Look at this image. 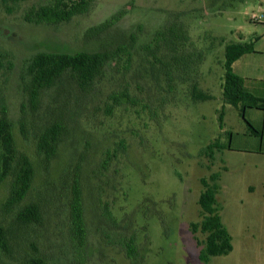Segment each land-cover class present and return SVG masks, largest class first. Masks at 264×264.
<instances>
[{
  "label": "rangeland",
  "instance_id": "obj_1",
  "mask_svg": "<svg viewBox=\"0 0 264 264\" xmlns=\"http://www.w3.org/2000/svg\"><path fill=\"white\" fill-rule=\"evenodd\" d=\"M90 1L85 14L48 24L31 12L51 0H0V118L10 121L16 149L34 169L29 192L8 203L14 171L2 172L0 148V228L8 250L0 252V264H80L69 246L66 212L77 166L87 232L82 264H132L108 243L125 224L143 264H203L198 254L205 236L198 232L202 244L196 245L189 225L201 221L200 180L211 185L212 174L218 175L216 201L232 251L208 264H264V153L242 150V142L252 143L242 137L247 125L221 98L224 48L238 42L239 33L258 30L252 19L264 22V0ZM122 9L126 15L111 28L87 33ZM168 28L188 36L173 51L158 35ZM120 45L127 56L107 67L104 80L88 94L64 79L42 92L33 109L27 65L35 54ZM197 53L195 70L186 71ZM193 87L210 99L194 100ZM123 92L126 97L114 105ZM254 115L259 118L252 112L245 119L254 121ZM58 116L65 119L67 135L45 168L35 139ZM221 129L233 133L230 145ZM29 204L41 206L40 225L17 221Z\"/></svg>",
  "mask_w": 264,
  "mask_h": 264
},
{
  "label": "trees",
  "instance_id": "obj_2",
  "mask_svg": "<svg viewBox=\"0 0 264 264\" xmlns=\"http://www.w3.org/2000/svg\"><path fill=\"white\" fill-rule=\"evenodd\" d=\"M26 1V0H12ZM52 3L40 7L37 12H31V15L38 22L48 24H59L68 22L77 15L88 12L91 7L90 0H51ZM126 15V10L122 9L109 17L106 21L98 26L88 30V34L94 32L103 33ZM28 21H33L29 18ZM181 27L183 25H180ZM158 35L164 41L168 39L172 51L188 39L184 30L168 28L167 32H159ZM131 43L136 40V35L130 36ZM252 44L248 43H231L224 48L223 62V83L221 85V97L224 104L230 105L238 110L242 115L249 131L258 133L251 124L245 119L244 111L246 108H258L264 110V100L259 99L248 93L243 85V79L235 75L231 70V64L245 53L252 52ZM127 48L122 45L114 49L101 50L96 52H76V53H54L39 52L35 54L27 65V74L29 83L27 86V98L31 106L38 107L41 93L44 91L57 88L62 80L67 79L80 94H88L93 87L100 84L106 75L107 67L117 64L122 56H127ZM197 53L191 59V65L186 67L187 70H195L196 60L200 58ZM177 60V59H176ZM194 100L210 99L202 93H196L193 87ZM123 92L121 97H114V105L120 104V99L126 97ZM107 112L110 113V110ZM221 120V114H219ZM21 134L23 127L21 126ZM67 135V125L62 116L56 117L48 125L44 126L37 134L35 139L36 154L41 163L46 168L49 163L56 157L60 144ZM219 148L218 145H214ZM0 148L1 168L6 173L10 168L14 171V190L11 193L8 203L20 200L25 196L30 188L34 175V169L28 157L19 153L15 147L11 133V123L7 117L0 118ZM209 184L206 179H201L202 191L197 199V205L200 209V223H191L189 229L191 234L196 237L199 232L205 236L203 246L199 250L198 258L203 264H208L212 257L225 256L232 251V239L226 227L223 225L220 216V209L216 201L217 185L214 183L218 180V175L212 174ZM66 212L68 216L67 238L69 246L79 256L80 264L85 262L87 245L86 222L84 219V208L79 182V166L75 168L69 184L68 196L66 197ZM17 221L23 225L42 223V209L38 204H29L22 208L16 216ZM113 226H118L112 222ZM117 236L108 241L109 245L117 247L124 254V257L131 261L132 264H143L144 258L139 254L136 248V238L133 233L127 231L128 226L125 224ZM196 245L202 243L196 238ZM7 243L3 230L0 228V252L7 253ZM84 256V258H83Z\"/></svg>",
  "mask_w": 264,
  "mask_h": 264
},
{
  "label": "crops",
  "instance_id": "obj_3",
  "mask_svg": "<svg viewBox=\"0 0 264 264\" xmlns=\"http://www.w3.org/2000/svg\"><path fill=\"white\" fill-rule=\"evenodd\" d=\"M252 21L254 23L256 22L257 26H255L254 28L258 30L257 31L254 30L253 33L247 36H243L241 33H239V37H238L239 41L236 43H241V44L250 43L252 44L253 50L252 52L241 55L238 59L233 61V63L231 64V70L235 75L243 79L244 88L248 93L252 94L253 96L259 99L264 100V22H261L260 19H255V18L252 19ZM252 112L258 113L259 118H256L254 115L253 116L254 121L247 119V117L246 119L258 133H252L251 131H249L248 127L246 126V129L242 132V137L244 139L246 138L251 139L252 143H251V147H247L248 144L245 141L242 142L241 143V145L243 146L242 150L251 151V152H256L255 150H257V152L264 153V110L258 108H246L244 111V117ZM220 114H221L220 126H222V120H223L222 110ZM221 132L226 136V138L228 137V145H230L233 133L229 130H222V129ZM235 133H236L235 135L237 136L240 135L239 132H235ZM255 143L257 144L255 145Z\"/></svg>",
  "mask_w": 264,
  "mask_h": 264
}]
</instances>
